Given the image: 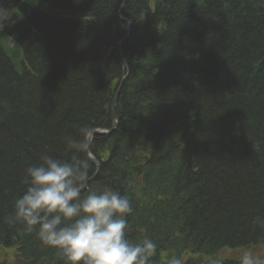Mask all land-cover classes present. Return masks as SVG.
I'll return each mask as SVG.
<instances>
[{
  "label": "trees",
  "instance_id": "16d2710c",
  "mask_svg": "<svg viewBox=\"0 0 264 264\" xmlns=\"http://www.w3.org/2000/svg\"><path fill=\"white\" fill-rule=\"evenodd\" d=\"M0 23V264H63L5 218L24 169L70 159L84 125L111 129L89 186L129 195L153 264L264 257V0H6Z\"/></svg>",
  "mask_w": 264,
  "mask_h": 264
},
{
  "label": "clouds",
  "instance_id": "9594fccd",
  "mask_svg": "<svg viewBox=\"0 0 264 264\" xmlns=\"http://www.w3.org/2000/svg\"><path fill=\"white\" fill-rule=\"evenodd\" d=\"M5 27L0 23V31ZM94 140L95 130L84 125L77 136L65 138L70 159L41 153L36 163L24 169V191L5 223L34 232L63 264H153L157 243L147 236L136 241L128 238L127 217L134 211L129 195L111 187L89 186ZM140 194L137 187L136 195ZM253 224L264 227V216L255 217ZM238 260L264 264V257L252 248L242 249ZM167 264H182V260L171 255Z\"/></svg>",
  "mask_w": 264,
  "mask_h": 264
},
{
  "label": "bare ground",
  "instance_id": "6f19581e",
  "mask_svg": "<svg viewBox=\"0 0 264 264\" xmlns=\"http://www.w3.org/2000/svg\"><path fill=\"white\" fill-rule=\"evenodd\" d=\"M123 78H124V75L122 74L121 80L116 82L117 87H116V89H115V93H114V94H117V95H118V93H119V91H120L121 83H122V81H123ZM116 98H117V96H116ZM115 100H116V99H115ZM115 100L113 101V103H115ZM111 112H112V114L115 113V106H114V104H113L112 107H111ZM112 118H114V119H112V120L115 121V116H114V115H113ZM94 130H99V131L102 132V134H107V133H109V132L111 131L110 128L107 129V128H102V127H98V128L96 127V128H94ZM107 131H108V132H107ZM102 134H100V135H102ZM95 135H99V134L95 133Z\"/></svg>",
  "mask_w": 264,
  "mask_h": 264
},
{
  "label": "rangeland",
  "instance_id": "374dc122",
  "mask_svg": "<svg viewBox=\"0 0 264 264\" xmlns=\"http://www.w3.org/2000/svg\"><path fill=\"white\" fill-rule=\"evenodd\" d=\"M0 2H1V0H0ZM93 176H95V175H93ZM13 254H14V250L13 249L3 250L0 253V262L1 261H6L7 259H10V258L12 259L13 258Z\"/></svg>",
  "mask_w": 264,
  "mask_h": 264
},
{
  "label": "water",
  "instance_id": "95a60500",
  "mask_svg": "<svg viewBox=\"0 0 264 264\" xmlns=\"http://www.w3.org/2000/svg\"><path fill=\"white\" fill-rule=\"evenodd\" d=\"M122 40H123V39H121L120 41H122ZM121 62H122V67L125 68V62L123 61V59L121 60ZM116 96H117V94L114 95V99H113V101L116 99ZM113 119H114V118H113ZM107 132H108V131H107ZM95 133H97V134H102V132L99 131V130H95ZM91 162L97 164V162H96V160H95L94 158L91 160Z\"/></svg>",
  "mask_w": 264,
  "mask_h": 264
}]
</instances>
